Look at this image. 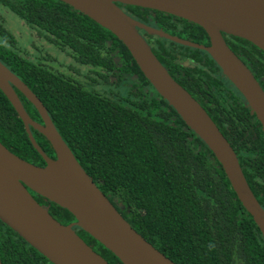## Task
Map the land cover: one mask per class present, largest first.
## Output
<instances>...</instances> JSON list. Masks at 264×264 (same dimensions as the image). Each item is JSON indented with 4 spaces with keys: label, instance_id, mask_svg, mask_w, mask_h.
Returning <instances> with one entry per match:
<instances>
[{
    "label": "trees",
    "instance_id": "trees-1",
    "mask_svg": "<svg viewBox=\"0 0 264 264\" xmlns=\"http://www.w3.org/2000/svg\"><path fill=\"white\" fill-rule=\"evenodd\" d=\"M0 3L63 54L70 67L57 65L58 70L51 67V57L40 60L37 45V55L23 56L5 32H0V62L42 102L78 163L136 233L175 264H264V238L222 167L156 93L121 41L58 0ZM118 6L136 21L172 36L199 45L209 41L201 27L183 19ZM224 37L231 39L233 51L244 56L264 91V52L243 39ZM152 39L153 54L228 141L264 209L263 135L243 97L204 51L157 36ZM16 93L31 119L42 123L31 103ZM30 130L44 153L54 156L46 139ZM0 143L26 162L45 165L1 91ZM45 201L54 219L65 225L73 220L68 211ZM80 233L109 264H122L88 234ZM0 260L51 264L1 222Z\"/></svg>",
    "mask_w": 264,
    "mask_h": 264
},
{
    "label": "water",
    "instance_id": "water-1",
    "mask_svg": "<svg viewBox=\"0 0 264 264\" xmlns=\"http://www.w3.org/2000/svg\"><path fill=\"white\" fill-rule=\"evenodd\" d=\"M58 1L82 13L123 43L156 93L211 151L242 208L264 238V209L257 203L232 147L202 106L170 76L139 32L142 30L207 53L256 117L264 141V91L224 40V35L237 37L264 52V0ZM118 4L161 12L193 23L205 31L209 44L199 45L142 24ZM16 90L35 108L42 123L31 119ZM0 91L23 122L30 143L45 162V166L26 162L0 143L1 223L51 264H109L86 244L74 227L92 237L122 264H175L136 233L119 214L78 163L42 102L1 62ZM30 128L46 139L54 158L44 153ZM28 189L68 211L75 222L64 225L55 220L47 208L33 199Z\"/></svg>",
    "mask_w": 264,
    "mask_h": 264
},
{
    "label": "rangeland",
    "instance_id": "rangeland-1",
    "mask_svg": "<svg viewBox=\"0 0 264 264\" xmlns=\"http://www.w3.org/2000/svg\"><path fill=\"white\" fill-rule=\"evenodd\" d=\"M0 14L5 16V23H6L5 29L7 33L10 36H12L13 39L15 40V44L19 52L21 51L29 54V52H34V47L35 45H37V48L39 50V56L41 58L44 59L45 57L48 58L51 57V61H49L52 64L51 67L55 69H58V66H62L64 68L70 67V64L63 61L65 60L64 59L65 56L63 54H60L46 41L44 42L41 39V37H39L36 33H33L31 37L28 31L29 27L20 23L21 21L15 15H13L12 13L6 14L1 8H0ZM0 19L4 21L2 17H0ZM41 45L43 46V48L41 47ZM44 45L45 46L48 45V46L44 48ZM34 54L37 55V53Z\"/></svg>",
    "mask_w": 264,
    "mask_h": 264
},
{
    "label": "flooded vegetation",
    "instance_id": "flooded-vegetation-1",
    "mask_svg": "<svg viewBox=\"0 0 264 264\" xmlns=\"http://www.w3.org/2000/svg\"><path fill=\"white\" fill-rule=\"evenodd\" d=\"M0 8L1 9H3V11L7 14V13H10L11 14V12L6 8V7H4L1 3H0ZM13 14V13H12ZM14 15V14H13ZM0 17H2L3 19H4V21L2 20V19H0V32H3L4 33V31H5V33H7V31H6V29H5V25H6V23H5V16L4 15H1L0 14ZM19 19V18H18ZM20 20V19H19ZM21 21V20H20ZM19 21V22H20ZM20 23H22L23 25H25L24 24V22H20ZM21 24V25H22ZM150 27V26H149ZM152 28H154V27H152ZM28 29V28H27ZM158 29V28H157ZM28 31H29V34H30V36L32 37V35H33V33L34 32H32V31H30L29 29H28ZM31 32V33H30ZM140 32V34L143 36V38L146 40V42L149 44V46H150V48L152 49V42H153V37L154 36H151V35H149V34H147V33H145L144 31H142V30H140L139 31ZM224 40H225V42H226V44L228 45V47L231 49V47H230V45H229V43H230V41H231V39H229L228 37H224ZM209 44V41L206 43V45H208ZM236 44V43H235ZM235 44H234V47H235ZM48 46V45H47ZM47 46H45L44 45V48H46ZM50 46V45H49ZM232 50V49H231ZM233 51V50H232ZM234 53H235V55L238 57V58H240V60L249 68V66H248V64H246L245 63V59H244V56L243 55H239V53L237 54L236 53V51H233ZM35 51L34 52H29V54H27L26 52H21L20 51V54H22L23 56H31V57H33L35 54ZM48 57H45V60L47 59ZM40 60H41V57H40ZM249 70H250V68H249ZM251 71V70H250ZM252 72V71H251ZM252 74H253V72H252ZM254 75V74H253ZM257 80V79H256ZM258 81V80H257ZM259 82V81H258ZM260 84V83H259ZM262 88V87H261ZM145 92L147 93V92H149V89H147V90H145ZM50 158H54V156H49ZM45 163V162H44ZM45 166V165H44ZM28 191H29V193L33 196V199H35L42 207H45V208H47L48 209V211L50 212V206L48 205V203L43 199V198H41V197H39L38 195H36V194H34V193H32V191H30L29 189H28ZM56 220V219H55ZM58 221V220H57ZM60 222V221H59ZM75 222V219L73 218V220L72 221H70V222H68L66 225H68V224H71V223H74ZM61 223V222H60ZM62 224V223H61ZM65 225V224H64ZM74 230L76 231V233L84 240V237H83V235L80 233V230H79V228L78 227H74ZM85 241V240H84ZM86 242V241H85ZM87 244V243H86Z\"/></svg>",
    "mask_w": 264,
    "mask_h": 264
}]
</instances>
